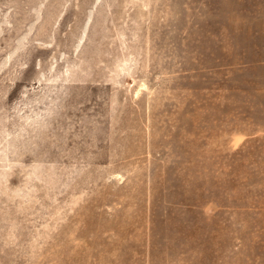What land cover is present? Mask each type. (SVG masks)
Masks as SVG:
<instances>
[{
	"label": "rangeland",
	"instance_id": "374dc122",
	"mask_svg": "<svg viewBox=\"0 0 264 264\" xmlns=\"http://www.w3.org/2000/svg\"><path fill=\"white\" fill-rule=\"evenodd\" d=\"M0 264H264V0H0Z\"/></svg>",
	"mask_w": 264,
	"mask_h": 264
}]
</instances>
